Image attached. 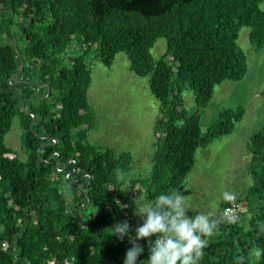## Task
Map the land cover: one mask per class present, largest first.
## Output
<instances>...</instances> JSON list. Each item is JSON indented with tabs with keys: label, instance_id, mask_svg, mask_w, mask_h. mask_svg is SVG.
Masks as SVG:
<instances>
[{
	"label": "trees",
	"instance_id": "16d2710c",
	"mask_svg": "<svg viewBox=\"0 0 264 264\" xmlns=\"http://www.w3.org/2000/svg\"><path fill=\"white\" fill-rule=\"evenodd\" d=\"M243 27L262 50L264 0H0V264H123L129 238L109 234L128 220L134 236L142 223L130 203L135 186L149 199L182 188L197 150L242 121L240 107L222 111L206 132L200 126V109L216 86L248 72L238 45ZM160 38L167 50L155 60L151 50ZM122 52L160 102L145 179L129 178L130 153L88 140L96 121L88 104L91 61L111 67ZM185 91L194 93L198 110L184 108ZM15 119L25 160L5 143ZM248 151L254 185L237 199L250 210L249 227L221 217L200 264H237L241 255L251 264L248 250L264 247V128L251 136ZM140 243L144 260L147 245Z\"/></svg>",
	"mask_w": 264,
	"mask_h": 264
},
{
	"label": "rangeland",
	"instance_id": "374dc122",
	"mask_svg": "<svg viewBox=\"0 0 264 264\" xmlns=\"http://www.w3.org/2000/svg\"><path fill=\"white\" fill-rule=\"evenodd\" d=\"M250 31V28L243 27L238 35V45L247 57L248 72L240 82L225 81L216 86L209 105L200 109L201 130L206 132L211 128L219 114L227 109L241 107L245 111L244 117L232 134L197 150L194 167L185 185L178 188L182 195H186L192 209L211 213L216 223L221 218L222 192L231 191L240 199L247 188L254 185L248 142L253 134L264 128V48L258 51L253 47ZM23 45L24 41H20V46ZM166 50L167 41L160 38L151 53L155 60H159ZM169 61L174 65L173 61ZM90 69L92 83L88 91V104L96 121L94 128L88 132L89 142L111 148L117 155L130 153L133 163L129 178H148L157 142L155 124L161 116L160 102L150 91L149 78L137 76L130 70V61L124 52L116 56L111 67L91 61ZM183 105L189 112L199 109L192 91L183 93ZM5 143L19 158L26 159L22 151L19 119L14 120ZM8 157L16 156L10 154ZM139 189L140 185H136L130 197L133 209ZM240 211V225L248 228L250 210L245 203H241ZM194 214L193 210L188 211V215ZM135 219L142 221L138 216ZM250 262L259 264L255 258H251Z\"/></svg>",
	"mask_w": 264,
	"mask_h": 264
},
{
	"label": "clouds",
	"instance_id": "9594fccd",
	"mask_svg": "<svg viewBox=\"0 0 264 264\" xmlns=\"http://www.w3.org/2000/svg\"><path fill=\"white\" fill-rule=\"evenodd\" d=\"M64 193L68 197L72 195L70 184L65 185ZM221 195L225 201L234 199L231 191L225 190ZM118 202L120 207H128ZM134 204L133 215L142 220L135 228V235H130L132 227L128 220L111 226L109 234L121 241L129 238L130 247L126 250L123 264H200L210 238L219 230L211 213L192 209L186 195L178 189L160 191L150 199L138 195ZM189 210L195 214L188 215ZM225 219L228 223H235L238 217L225 214ZM140 241H145L147 245L148 256L144 260H138L145 252V245ZM248 257L261 260L264 258V247L252 246ZM236 260L237 264H244L245 256H238Z\"/></svg>",
	"mask_w": 264,
	"mask_h": 264
},
{
	"label": "built area",
	"instance_id": "2783aa9c",
	"mask_svg": "<svg viewBox=\"0 0 264 264\" xmlns=\"http://www.w3.org/2000/svg\"><path fill=\"white\" fill-rule=\"evenodd\" d=\"M110 189L112 190V188ZM227 202H228L227 206L221 212L222 219L226 221L225 214H227V215L238 217V220L236 221L238 222L240 220V204L238 202L237 197L234 196V199H232L231 201H227ZM49 264H53V262H50Z\"/></svg>",
	"mask_w": 264,
	"mask_h": 264
},
{
	"label": "water",
	"instance_id": "95a60500",
	"mask_svg": "<svg viewBox=\"0 0 264 264\" xmlns=\"http://www.w3.org/2000/svg\"><path fill=\"white\" fill-rule=\"evenodd\" d=\"M14 17V14H12V18ZM13 43H14V46H15V40H13ZM24 68V62L22 61V64H21V69L20 71H22ZM28 103V102H27ZM27 103H26V108H27ZM32 117H34V115H32Z\"/></svg>",
	"mask_w": 264,
	"mask_h": 264
},
{
	"label": "bare ground",
	"instance_id": "6f19581e",
	"mask_svg": "<svg viewBox=\"0 0 264 264\" xmlns=\"http://www.w3.org/2000/svg\"><path fill=\"white\" fill-rule=\"evenodd\" d=\"M240 204V203H239ZM226 222V221H225Z\"/></svg>",
	"mask_w": 264,
	"mask_h": 264
},
{
	"label": "crops",
	"instance_id": "0c3cea01",
	"mask_svg": "<svg viewBox=\"0 0 264 264\" xmlns=\"http://www.w3.org/2000/svg\"><path fill=\"white\" fill-rule=\"evenodd\" d=\"M224 201H225V200H224ZM224 201H223V202H224Z\"/></svg>",
	"mask_w": 264,
	"mask_h": 264
}]
</instances>
